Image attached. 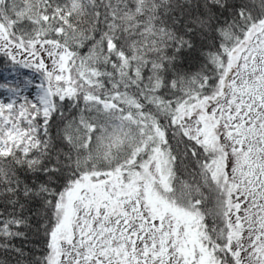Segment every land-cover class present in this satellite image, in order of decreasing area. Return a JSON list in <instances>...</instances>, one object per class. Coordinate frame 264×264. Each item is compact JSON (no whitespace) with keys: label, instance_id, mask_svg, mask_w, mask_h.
<instances>
[{"label":"snow or ice","instance_id":"obj_1","mask_svg":"<svg viewBox=\"0 0 264 264\" xmlns=\"http://www.w3.org/2000/svg\"><path fill=\"white\" fill-rule=\"evenodd\" d=\"M0 58V253L264 264V0H0Z\"/></svg>","mask_w":264,"mask_h":264},{"label":"trees","instance_id":"obj_2","mask_svg":"<svg viewBox=\"0 0 264 264\" xmlns=\"http://www.w3.org/2000/svg\"><path fill=\"white\" fill-rule=\"evenodd\" d=\"M5 64L6 61L3 58H0V82L3 81L4 77L7 78V82L10 84H14L17 80H20L22 82L24 78H31L34 82H39L38 75L32 70L12 66L5 68ZM15 243L19 245L20 241L17 240L15 241ZM24 247L25 251L27 252L32 246L26 244ZM0 260H6L9 262V264H15L14 258L7 256L3 253H0Z\"/></svg>","mask_w":264,"mask_h":264},{"label":"rangeland","instance_id":"obj_3","mask_svg":"<svg viewBox=\"0 0 264 264\" xmlns=\"http://www.w3.org/2000/svg\"><path fill=\"white\" fill-rule=\"evenodd\" d=\"M31 94H34V93H31ZM3 98H6L5 94L0 93V99H3Z\"/></svg>","mask_w":264,"mask_h":264}]
</instances>
